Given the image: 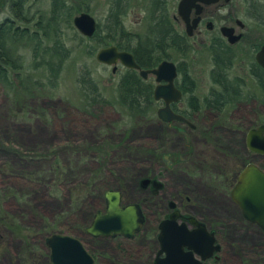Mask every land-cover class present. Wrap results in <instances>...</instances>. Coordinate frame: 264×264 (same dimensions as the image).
I'll return each instance as SVG.
<instances>
[{
  "label": "rangeland",
  "instance_id": "1",
  "mask_svg": "<svg viewBox=\"0 0 264 264\" xmlns=\"http://www.w3.org/2000/svg\"><path fill=\"white\" fill-rule=\"evenodd\" d=\"M31 1L32 9L49 8L48 0ZM109 1H84L97 23H104ZM144 3L132 0L124 16L127 31L145 32ZM167 4L168 13L172 14L175 0H167ZM237 13L245 24L241 29V106L236 104L228 112L224 125L215 124V116L205 112L191 117L199 137L188 133L189 139H185L186 135L159 119L128 129L111 105L96 108L91 114L73 105V98L78 96L75 77L80 68L90 69L105 97L114 95L124 70L113 73L111 66L97 62V51L88 56L89 44H79L78 35L70 34L67 45L72 53L63 65L55 96L34 98L26 104L14 103L0 92V215L10 227L0 229V264H48L46 239L52 233L79 239L94 257V264H151L150 258L157 249L152 225L168 211L170 201L203 218L218 232L223 246L221 252H216L219 261L214 264H264V234L257 227L242 223L229 194L246 164L254 163L264 171V154L253 153L246 145L248 130L264 119V102L260 101L263 98L248 75L249 53L262 40V34L246 11ZM8 16L7 7L2 5L0 21ZM169 55L176 57L174 52L169 51ZM189 57L195 83L190 95L202 99L209 94L210 61L204 53ZM237 61L234 74L239 73ZM187 95L182 98L183 105ZM104 142L112 151L101 162L91 147ZM187 148L192 156L187 163L167 165L164 161V155L168 160L184 157ZM56 159L66 169L80 170L82 174L74 178L66 175L57 183H53L54 176L36 178L39 169L47 168ZM99 169L103 171L92 191L79 192V201L73 202V186L85 184L91 173ZM143 178L156 179L161 187L152 194L147 186H141ZM109 189L121 192L123 204L137 203L141 207L146 222L132 239L118 235L95 237L86 232L95 212L104 211V193ZM50 229L56 231L48 233Z\"/></svg>",
  "mask_w": 264,
  "mask_h": 264
},
{
  "label": "trees",
  "instance_id": "2",
  "mask_svg": "<svg viewBox=\"0 0 264 264\" xmlns=\"http://www.w3.org/2000/svg\"><path fill=\"white\" fill-rule=\"evenodd\" d=\"M74 1L75 3L68 0H48L47 11L41 8L32 9L31 0H3V3H0V7L4 5L9 13L8 17L0 21V92L9 96L12 102L27 104L34 98L56 95L63 65L72 53L67 45L70 34L73 37L79 36V44L82 45L83 41L89 44L86 50L88 56L113 44L119 49L133 51L137 63L142 68H152L170 56L168 48L173 47V43L167 45L171 40L167 0H144L147 28L143 34L138 35L127 31L124 24V16L132 0H110L104 23H97L91 37L82 36L73 26L72 19L78 11L92 10L89 4L84 2L86 0ZM135 41L138 47L134 45ZM132 43L136 47H132ZM252 63L251 59L249 65H253ZM75 85L78 96L73 98L71 103L85 113L91 114L96 108L111 105L118 110L121 123L128 129L158 119V103L153 98L154 84L141 78L135 70L127 69L122 73L115 93L110 97L103 95L90 69L86 67L80 68L76 73ZM192 86L182 90L183 96L188 94L186 99L192 109L198 108L197 102L201 103L199 108L207 107L211 97L207 95L200 99L190 95ZM262 94L264 95V90ZM213 98L231 104L237 100L238 91L230 88L220 89ZM91 150L104 162L103 160L110 156L112 148L104 142L92 146ZM157 158L159 159V156ZM38 171L36 178L43 179L44 176L50 179L54 176L53 183L63 177L74 178L82 174L80 170L66 169L57 159L47 168ZM101 171L103 170L99 169L91 173L92 177L88 178L85 184L77 183L73 186L70 190L73 202L79 201V192L89 194L92 191ZM4 227L10 228L1 216L0 229ZM55 231L50 229L48 233Z\"/></svg>",
  "mask_w": 264,
  "mask_h": 264
},
{
  "label": "water",
  "instance_id": "3",
  "mask_svg": "<svg viewBox=\"0 0 264 264\" xmlns=\"http://www.w3.org/2000/svg\"><path fill=\"white\" fill-rule=\"evenodd\" d=\"M190 0H181L178 8L179 14L186 20L184 8ZM73 26L84 37H91L97 27L95 18L87 11H81L73 16ZM238 38H231L230 41ZM95 59L101 64L112 67L115 70L117 62L124 67L136 69L140 77L145 79L148 74H152L155 80L153 88V98L161 100L163 106L157 108L156 116L161 121L170 122L172 120L186 121V119L170 108V103L178 101L182 94L174 85L176 77L175 64L169 60L159 62L150 69H141L135 62L134 56L127 50H118L115 45H108L97 50ZM257 62L264 68V46L256 54ZM246 145L249 151L257 154L264 153V124L257 128L249 129L246 135ZM167 155L164 160L167 164ZM152 183L154 190L161 187V183L156 179L143 178L140 181L142 187ZM234 202L241 209L243 217L258 225L264 234V171L254 163H248L241 170L236 183L230 191ZM104 211L97 210L93 216L86 232L92 236H123L132 238L143 224V212L137 203L121 205L122 194L119 190L109 189L104 193ZM170 206L174 203L170 201ZM179 212L174 210L168 219L159 225L158 238L160 240V250L166 252L165 258L157 264H194L193 251L205 259L209 254L219 251V245L215 244L213 233H207L204 226L197 224L195 230H188L185 224L177 225L176 219ZM192 223L196 224L193 218ZM49 248L48 264H94V258L84 247L83 243L70 235L52 233L46 239ZM187 248V252L183 248ZM207 251V252H206ZM194 262V263H193Z\"/></svg>",
  "mask_w": 264,
  "mask_h": 264
},
{
  "label": "flooded vegetation",
  "instance_id": "4",
  "mask_svg": "<svg viewBox=\"0 0 264 264\" xmlns=\"http://www.w3.org/2000/svg\"><path fill=\"white\" fill-rule=\"evenodd\" d=\"M180 2L181 0H175L173 13L172 14L167 13L169 29L171 31L170 33L171 40L167 45L169 46L172 45L170 43H173V47L170 46L168 50H170V52H174L176 54V57L175 59H172L169 56L168 58H164L161 61L169 60L175 64L176 77L174 79V85L177 89L181 91L182 96L178 101L170 103V108L174 113L182 115L186 119V121L172 120L170 122H166V121H162V122L165 124V126L171 127L172 129L177 130V132L180 131L182 134L186 135L185 139L187 138L189 139L188 133L196 134L198 137L201 136V134L198 131L197 125L194 123L192 119H190L191 117L195 118V115H200L205 112L209 115L212 114L215 116V122H214L215 124L224 125L225 120L226 122L228 120V116H227L228 112L232 110V108L236 104L241 106V41L242 39H244V35L241 32V29H244L245 24L237 16L239 14L237 13V11L239 12L246 11L247 16L255 21L257 30L262 34V40L260 39L259 42L254 45V50H253L254 52L252 51L251 53H249L250 54L249 59H252L253 62L252 64L255 67L252 68L253 65L248 64L249 72H250L248 75L255 82L253 87H256L257 91L260 92L259 94L260 97L263 98L260 99V101L263 100L262 102H264V95L262 94V90H264V68L256 60L257 52L261 49L262 46H264V0H238L237 3H235L233 0H190L186 8H184V12L186 13V20L178 12ZM166 6L168 10L169 9L168 4ZM134 34L138 35L136 33H133V35ZM236 36L238 38L234 39L233 41H230L231 38H234ZM135 43L136 44L134 45H137L138 47V43L136 41ZM134 45L132 43V47ZM163 47H164V43H162V48ZM117 49L120 51L124 50V49H119L118 47ZM127 51L131 52L135 59V54L133 53V51L130 50ZM193 53H197L199 55H202L203 53L206 54V57L210 61V68L208 70V74L211 81L209 94H208V96H210L211 99L208 101V106L199 108L201 103L197 102L198 108H194V109H192V107L190 106L189 104L190 102L188 101L185 102V105H183L182 103L183 102L182 90L185 88L189 89L192 85H193L192 87L195 86L194 79L191 77L190 64H189L190 61L189 56L190 55L192 56ZM237 59L239 61L238 63L239 73L234 74L232 69ZM135 62L137 63L136 59ZM121 68L124 69L122 72H125V70L129 69L124 67L120 62H117L115 70L112 71V67H111V71L115 73L118 70H121ZM140 68L150 69V68H142L141 66ZM132 70H135L138 73V70L136 69H132ZM144 80H150L154 84V86L156 84L154 80V76L152 74H148ZM229 88L232 89L233 91L235 90L238 91V98L236 101H234V103L231 104L223 103L213 98L216 96V92L220 91V89H229ZM156 102L158 103L159 107L164 105L161 100ZM262 124H264V119L259 120V124L254 128H257ZM239 132H241V129L239 130ZM205 134L206 135L208 134L207 131L204 132V135ZM186 145L188 146V143ZM186 150H188V148ZM190 153L191 151L188 150L187 152H185L184 157L178 155L177 160L174 158L168 160L170 164L167 165L187 163L189 160H191L192 157ZM240 172L238 173L237 178ZM146 186H147L146 189H148L152 194L157 191L154 190L151 182L148 183ZM230 199L234 203L235 207L240 211L242 223L247 222L248 225L255 226L259 229L260 232H262L261 228L258 225L251 223L249 221H245L246 219L243 217L241 209L234 202V200L231 197V194H230ZM169 203L170 202H168V206H167L168 211L162 214L160 219H157V221L154 222L152 225V229H153L152 237L154 238L157 244V249L154 255H152L150 258L151 264H157V260L160 261L166 256V252L164 250H162L161 253H158L161 248L160 240L158 238L159 225L162 221L168 219L170 214L174 210H177L179 212V218L176 219L177 225L185 224L188 230L197 229L198 228L197 224L204 226L207 233H213V236L215 237V244L219 245V251H217V253L221 252L223 245L218 238V232L215 229H213L210 226V224L207 223V221H205L203 218L193 213H189L184 210H181L176 204L174 205V207H171ZM121 205H124L123 202H121ZM190 218H193L196 221V224L192 223L190 221ZM145 222L146 219L144 216L142 226L145 224ZM139 231L135 235H138ZM148 237L149 236H147L146 238ZM132 238H126V239H132ZM183 251L187 252L188 250L186 247H184ZM217 253L213 252L211 255L209 254L205 259H202L200 254L195 253L193 251V259L195 260V262H197V263L194 262L193 263L194 264L218 263L219 256L216 255Z\"/></svg>",
  "mask_w": 264,
  "mask_h": 264
}]
</instances>
